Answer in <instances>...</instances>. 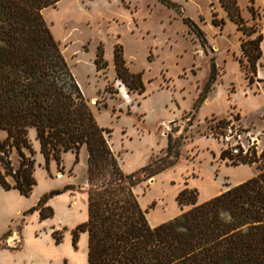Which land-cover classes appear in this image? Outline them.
<instances>
[{
	"label": "rangeland",
	"instance_id": "1",
	"mask_svg": "<svg viewBox=\"0 0 264 264\" xmlns=\"http://www.w3.org/2000/svg\"><path fill=\"white\" fill-rule=\"evenodd\" d=\"M237 4L246 27L256 30L252 37L264 35V0H237ZM43 17L98 125L110 131L106 137L126 174L164 157L169 137L172 138L174 151L169 160L178 164L152 178L144 177L135 190L151 226L172 220L191 208L177 201L184 189H196L201 203L232 185L230 178L220 179L221 166L244 163L225 150V128H236L243 143H250L257 152L256 162L247 164L254 173L264 167V41L263 58L254 75L241 47L243 41L251 38L230 19L220 0H62L45 8ZM215 18L224 24L216 26ZM186 19L204 31L210 46L207 53ZM117 49H121L128 70L141 75L145 87L142 94L128 90L117 78ZM100 53L107 66L98 70ZM213 62L217 80L207 100L195 111L194 104L206 86ZM238 97L249 98L243 103L249 113L239 107ZM222 104L228 107L218 114ZM208 112L213 114L205 119L200 116ZM6 137V132L0 130V142ZM28 138L34 155L29 150L25 153L35 160L37 185L29 197L0 185L1 240L14 228L22 237L25 215L31 214L28 207L37 205L53 191L70 195L68 205L74 220L81 219L82 209L88 206L86 146L79 152L63 153L60 163L51 159L47 165L34 129ZM198 138L210 139L216 146V150L208 149L212 169L193 145ZM11 160L17 168L20 157L15 149ZM239 177V173L232 175L233 180ZM59 196H53L37 210L40 216L50 214L47 208ZM66 231L67 228L55 231L54 237L61 238ZM78 264L84 263L79 260Z\"/></svg>",
	"mask_w": 264,
	"mask_h": 264
},
{
	"label": "trees",
	"instance_id": "2",
	"mask_svg": "<svg viewBox=\"0 0 264 264\" xmlns=\"http://www.w3.org/2000/svg\"><path fill=\"white\" fill-rule=\"evenodd\" d=\"M60 1L0 0V130L7 134L0 142L1 187L25 197L36 187L35 160L25 153L29 150L34 155L28 138L34 129L47 165L51 159L60 163L63 153L87 148L88 219L73 234L75 246L81 233L88 234V264H264V167L204 203H198L196 189H184L177 201L191 208L156 227L149 224L135 190L144 177L152 178L178 164L169 160L174 142L169 137L166 155L141 170L132 174L122 170L106 137L110 131L98 125L43 17L45 8ZM220 3L251 38L241 47L256 75L264 35L252 37L256 30L246 27L237 0ZM251 12L255 14L253 8ZM213 22L224 24L217 18ZM185 23L207 53L210 46L204 31L190 19ZM96 64L98 70L107 66L101 53ZM115 66L117 78L128 90L145 92L141 75L128 70L121 49L115 52ZM216 80L213 62L195 111L207 100ZM13 149L20 157L17 168L11 160ZM256 153L253 149L243 163L256 162ZM63 193L43 196L28 212L41 210L49 199ZM47 209L50 214H41L42 220L54 215L52 208Z\"/></svg>",
	"mask_w": 264,
	"mask_h": 264
},
{
	"label": "crops",
	"instance_id": "3",
	"mask_svg": "<svg viewBox=\"0 0 264 264\" xmlns=\"http://www.w3.org/2000/svg\"><path fill=\"white\" fill-rule=\"evenodd\" d=\"M237 99L239 107H241L244 112L249 113L243 106V103L249 98L241 99L238 97ZM222 107V111L218 114L226 111L228 106L222 104ZM211 114H213V112H208L203 116L200 113V116L205 119ZM193 145L200 151V157H202L208 167L212 169L211 154L208 149L216 150V146L213 142L207 138H198L195 139ZM235 173H239L240 177L233 180L232 175ZM255 175L253 169L247 164H241L236 167L223 165L220 168V179L225 177L230 178V180H232L231 186L243 183ZM65 194L66 193H63L58 198L51 200L50 207L54 210L53 217L42 220L37 211L30 215H25L26 221L22 227V237L19 235L18 231H16V228L9 229V235L6 237L4 236L6 231L2 233L5 239H0V264H78L79 260H82L84 264H88V234L81 233L76 246L74 245L73 234L74 230L79 225L87 221L88 206H84L82 209V218L74 220L73 212L68 205V201L71 197L69 194H67L68 196ZM220 194L221 191L219 190L212 196L214 198ZM204 202L205 201L201 203ZM35 205L36 204H33L31 207H28V209ZM165 222L168 221H163L160 224ZM63 228H67V231L58 243L57 239L54 237V233Z\"/></svg>",
	"mask_w": 264,
	"mask_h": 264
},
{
	"label": "built area",
	"instance_id": "4",
	"mask_svg": "<svg viewBox=\"0 0 264 264\" xmlns=\"http://www.w3.org/2000/svg\"><path fill=\"white\" fill-rule=\"evenodd\" d=\"M225 150L229 151L232 157L243 159L252 156L253 148L250 143L242 141L239 131L230 126L225 128L222 135Z\"/></svg>",
	"mask_w": 264,
	"mask_h": 264
},
{
	"label": "water",
	"instance_id": "5",
	"mask_svg": "<svg viewBox=\"0 0 264 264\" xmlns=\"http://www.w3.org/2000/svg\"><path fill=\"white\" fill-rule=\"evenodd\" d=\"M154 181H155V180H154V179H152V180H151V183H153Z\"/></svg>",
	"mask_w": 264,
	"mask_h": 264
}]
</instances>
